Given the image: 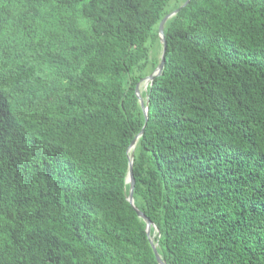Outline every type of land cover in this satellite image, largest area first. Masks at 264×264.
Segmentation results:
<instances>
[{
    "label": "trees",
    "instance_id": "trees-1",
    "mask_svg": "<svg viewBox=\"0 0 264 264\" xmlns=\"http://www.w3.org/2000/svg\"><path fill=\"white\" fill-rule=\"evenodd\" d=\"M0 0V264H264V0Z\"/></svg>",
    "mask_w": 264,
    "mask_h": 264
},
{
    "label": "water",
    "instance_id": "water-1",
    "mask_svg": "<svg viewBox=\"0 0 264 264\" xmlns=\"http://www.w3.org/2000/svg\"><path fill=\"white\" fill-rule=\"evenodd\" d=\"M191 0H185L182 5H180L178 8H176L175 10H173L172 12H170L169 14H167L160 22L159 24V35H160V39L162 41V51H161V58H160V62L158 64V66L156 67V69L149 74L148 76H146L143 80H141L138 85H137V94H138V98L140 100L141 106L143 108L144 114H145V118H146V122L148 120V106L147 104L144 102V99L142 97L141 94V90H140V85L143 83L145 85V89L147 88V86L153 82V80L155 79L156 76H159L162 73V70L164 68L165 65V61H166V51H167V42L165 39V33H164V29H165V24L167 22V20L171 17H173L175 14H177L183 7H185L186 5L189 4ZM144 132V127L141 130V132L136 135V137L133 139V141L131 142L129 149H128V153H129V167H128V173H127V177H126V182L130 183V189H129V194L127 196L128 201L131 203V205L133 206V208L135 209V211L137 212V214L143 218L146 221V231L149 237V240L151 242V245L153 247V250L155 252V255L157 257V260L159 262V264H167L161 257V255L158 252L157 249V243L154 241V235H151V229L152 227H154L155 232H159V228L153 223V221L144 213L142 212L136 205H135V199H134V188H135V175L133 172V158H134V150L136 147V143L139 139V137L141 136V134Z\"/></svg>",
    "mask_w": 264,
    "mask_h": 264
},
{
    "label": "rangeland",
    "instance_id": "rangeland-1",
    "mask_svg": "<svg viewBox=\"0 0 264 264\" xmlns=\"http://www.w3.org/2000/svg\"><path fill=\"white\" fill-rule=\"evenodd\" d=\"M140 88H141V90H143V89L145 88V85L142 83V84L140 85Z\"/></svg>",
    "mask_w": 264,
    "mask_h": 264
}]
</instances>
